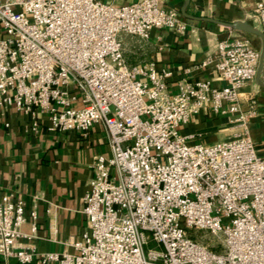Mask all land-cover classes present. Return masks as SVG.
Here are the masks:
<instances>
[{
  "label": "built area",
  "instance_id": "2783aa9c",
  "mask_svg": "<svg viewBox=\"0 0 264 264\" xmlns=\"http://www.w3.org/2000/svg\"><path fill=\"white\" fill-rule=\"evenodd\" d=\"M254 14L264 29V0ZM187 23L159 0H0V108L14 107L30 129L106 126L110 154L96 155L84 197L87 228L72 251L40 252L25 201L0 199V255L37 264H264V154L252 138L255 101L240 106L255 80L261 46L241 31L202 66L212 76L172 83L174 71L130 63L123 34ZM222 82V86L213 81ZM207 105L233 114L227 138L192 141L181 129ZM235 114V115H234ZM217 239L214 240V237Z\"/></svg>",
  "mask_w": 264,
  "mask_h": 264
},
{
  "label": "crops",
  "instance_id": "0c3cea01",
  "mask_svg": "<svg viewBox=\"0 0 264 264\" xmlns=\"http://www.w3.org/2000/svg\"><path fill=\"white\" fill-rule=\"evenodd\" d=\"M102 1L120 5L138 0ZM257 1L190 0L186 4V0H159L161 7L179 11L187 29L179 32L154 28L147 40L123 34L126 57L130 63H153L158 70H173V84L182 77L209 78L212 68L202 66V62L232 29L213 19L245 20L262 28L254 14ZM243 33L257 43L258 36ZM213 83L223 84L218 80ZM253 101L256 114L249 123L251 135L258 151L264 154V84L257 78L242 88L241 109L246 110ZM232 116L217 114L207 105L181 131L193 134L192 141L214 143L232 135L236 129L230 121ZM98 154H110L109 134L102 122L95 123L86 134L76 130L51 131L46 127L35 132L30 129L26 114L14 107L0 108V199L4 192H13L25 201L26 233L32 232L31 211L37 213L35 236L23 237L22 242L34 244L40 252L73 250L66 241L71 236L81 238L87 228L84 197L94 176L92 164ZM0 264L37 263H22L17 258L5 259L0 255Z\"/></svg>",
  "mask_w": 264,
  "mask_h": 264
},
{
  "label": "water",
  "instance_id": "95a60500",
  "mask_svg": "<svg viewBox=\"0 0 264 264\" xmlns=\"http://www.w3.org/2000/svg\"><path fill=\"white\" fill-rule=\"evenodd\" d=\"M189 2L190 0H186V4H188ZM213 21L222 23L238 31L254 34L260 38L261 56H260V61H259L258 69H257L256 78L260 83L264 84V29L258 26H255L245 20H235L233 22H225V21L213 19Z\"/></svg>",
  "mask_w": 264,
  "mask_h": 264
},
{
  "label": "rangeland",
  "instance_id": "374dc122",
  "mask_svg": "<svg viewBox=\"0 0 264 264\" xmlns=\"http://www.w3.org/2000/svg\"><path fill=\"white\" fill-rule=\"evenodd\" d=\"M257 38H258V39H256V40H257V41H256V42H257L256 44H257L258 46H261L260 38H259V37H257ZM210 237H214V240L217 239V236H212V235H211Z\"/></svg>",
  "mask_w": 264,
  "mask_h": 264
}]
</instances>
